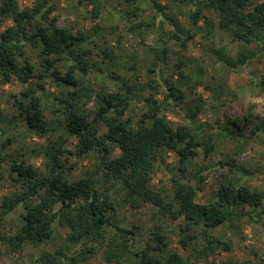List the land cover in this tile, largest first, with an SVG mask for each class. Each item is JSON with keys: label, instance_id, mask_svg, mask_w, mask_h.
Returning <instances> with one entry per match:
<instances>
[{"label": "rangeland", "instance_id": "1", "mask_svg": "<svg viewBox=\"0 0 264 264\" xmlns=\"http://www.w3.org/2000/svg\"><path fill=\"white\" fill-rule=\"evenodd\" d=\"M51 1L56 6L52 17L57 19V25L71 31L80 47V51L68 56L59 69L64 72L75 66V75L81 81L76 88L77 95L71 97L68 91H74L73 88L65 87L51 77L43 80L42 88H37L36 95L41 99L53 130H58L56 121L64 118L69 106L65 101L74 103L75 107L79 101L89 110L96 111L97 94H110L124 83L133 90L143 89L148 94L145 86L149 79L158 85L160 94L156 98L163 101L165 84L171 82L187 94L189 104L182 109L169 107L163 113L170 125L185 123L188 107L194 98L200 96L204 101L203 110L189 127L198 132L200 139H210L214 146L207 158L201 155L186 165V179L198 187L197 202L212 200L218 188L228 182L264 191V134L256 130V126L264 121V93L261 89L264 52L258 51L255 42L245 43L237 39L233 31L219 29L218 18L212 12H205L207 22L199 20L193 25L189 19L193 3L138 0L136 6H129L121 0H102L100 15L93 18L92 7L79 4L78 0ZM33 2L21 0L18 4L23 9L31 7ZM0 25V32L6 33L13 23L5 19ZM256 41H264V30L258 31ZM78 54L82 56L78 57ZM27 55L39 71L42 59L38 50L28 48ZM240 58L243 65L238 62ZM23 90L25 86L18 82L4 84L0 80V142L11 140L2 150V158L4 163L25 160L39 174L46 175L43 156L46 141L24 127L17 106L13 104ZM144 107L143 102L135 100L125 118L138 121ZM231 131L237 132L233 134ZM70 143L67 149L74 151L76 141ZM117 155L118 151L114 156ZM66 157L64 173L69 180L87 176L96 168L93 155L87 159ZM160 161V170L153 178L152 187L168 195L170 186L162 169L169 171L170 167H175L177 158L172 152L163 151ZM94 176L96 187L101 191L108 189L113 195L115 210L110 213L111 220L135 231V251H141L147 245L156 247L160 244L159 239L165 243L161 251H149L148 259L165 264L170 255L176 254L182 258L183 264H264V203L257 210L246 206L243 216L213 232L214 237L230 246L229 251L219 247L211 255L204 256L200 251L206 246L205 240L201 237L194 243V237L198 238L201 230H188L181 218L173 220L167 216L159 219L156 208L151 205L129 206L120 195L122 189L118 182L108 181L101 173ZM13 191L4 172V179L0 182V206L3 198ZM258 212L261 213L259 222L253 223L248 217H256ZM20 226L19 215L0 223V264H32L39 252L55 253L60 247L68 246L66 230L56 227L50 242L26 243L21 249L11 248L8 239ZM186 236L194 251L182 248L179 243ZM75 250L78 249H73L74 255ZM87 264L106 263L98 253ZM123 264L135 262L126 258Z\"/></svg>", "mask_w": 264, "mask_h": 264}, {"label": "trees", "instance_id": "2", "mask_svg": "<svg viewBox=\"0 0 264 264\" xmlns=\"http://www.w3.org/2000/svg\"><path fill=\"white\" fill-rule=\"evenodd\" d=\"M20 1L0 0V23L5 19L13 23L6 33L0 32V80L4 84L18 82L25 86L20 98L15 97L13 104L17 106L24 127L46 141L43 156L47 174H39L25 160L4 163L2 150L11 140L0 142V182L5 172L14 190L2 200L0 223L10 216L19 215L21 219V226L8 239L11 248L21 249L26 243L39 245L50 242L55 236V228L59 227L67 232L68 246L60 247L55 253L43 250L32 264H76L77 261L87 264L98 253L102 254L106 264H123L126 258L135 264H161L147 257L149 251L163 249L165 243L161 239L156 247L147 245L143 250L135 251V231L118 226L111 220L110 213L115 210L113 195L108 189L101 191L96 187L97 181L94 179V174L101 173L108 181L119 183L122 189L120 195L129 206L138 208L151 205L156 208L157 218H181L188 230H201L199 237H194V243L201 237L205 240L206 246L200 251L204 256L211 255L219 247L229 251L230 246L214 237L213 232L243 216L242 211L246 206L256 210L260 208L264 203V191L228 182L218 188L212 200L197 202L198 187L186 179V165L201 155L207 158L214 148L210 139H200L198 132L189 127V123L198 120L203 110V99L200 96L194 98L186 111L185 123L171 126L163 113L169 107L172 110L182 109V106L189 104L184 91L167 82L164 100L159 101L156 97L160 93L154 80L149 79L146 83L148 94L143 89L133 90L124 83L110 94H97L96 111L89 110L79 101L77 107L65 101L69 106L64 118L56 121L58 130H53L36 91L42 88L43 80L51 77L65 87L73 88L74 91H68V96L77 95L76 88L81 81L75 75V66H70L64 72L59 66L80 49L79 41L71 31L57 25V19L52 17L56 11L54 2L34 0L31 7L20 9ZM121 1L136 6L138 0ZM78 2L91 6L92 17H99L102 0ZM173 2L193 3L189 17L193 25L199 20L207 22L205 12H212L218 18L219 29L233 31L235 37L245 43L255 42L258 51L264 52V41H256L258 31L264 30V1ZM28 48L40 53L42 60L39 71L27 55ZM238 62L244 64L241 58ZM82 71L85 72L84 67ZM261 85L264 93V81ZM135 100L143 102L145 106L138 121L125 118L130 104ZM256 130L264 134V121L256 126ZM235 132L231 131L233 134ZM71 140L76 141L74 151L67 149ZM117 151L118 155L114 156ZM163 151L172 152L177 158L175 167H170L169 171L162 169L170 186L168 195L152 187L153 178L160 170ZM70 155L78 159L93 155L96 168L87 176L69 180L64 173V160ZM260 214L258 212L256 217L248 218L258 223ZM179 243L182 248H192L194 251V247H189L187 236L181 238ZM74 248L78 249L75 255L72 254ZM165 264H183V261L173 254Z\"/></svg>", "mask_w": 264, "mask_h": 264}]
</instances>
